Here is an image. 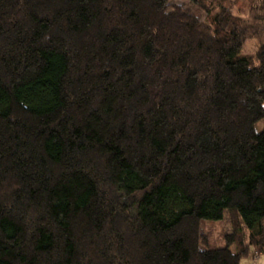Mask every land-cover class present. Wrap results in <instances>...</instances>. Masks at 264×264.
<instances>
[{
  "label": "trees",
  "instance_id": "1",
  "mask_svg": "<svg viewBox=\"0 0 264 264\" xmlns=\"http://www.w3.org/2000/svg\"><path fill=\"white\" fill-rule=\"evenodd\" d=\"M260 1L246 19L230 0H0V264L264 249Z\"/></svg>",
  "mask_w": 264,
  "mask_h": 264
},
{
  "label": "rangeland",
  "instance_id": "2",
  "mask_svg": "<svg viewBox=\"0 0 264 264\" xmlns=\"http://www.w3.org/2000/svg\"><path fill=\"white\" fill-rule=\"evenodd\" d=\"M190 0H172V4H189ZM233 3L234 14L243 16L246 19L250 17L253 7L256 8L260 0H230ZM264 14V12H262ZM259 49V41L257 39H248L241 50L242 55L252 58L256 57ZM257 131H264V120L258 123ZM233 223L229 213H226L224 219L218 223H208L204 226L206 238L214 246H225L226 238L233 235ZM244 247V246H243ZM238 247L233 245L231 250L237 251ZM246 257L241 261V264H264V249L257 247H248V241H245Z\"/></svg>",
  "mask_w": 264,
  "mask_h": 264
}]
</instances>
